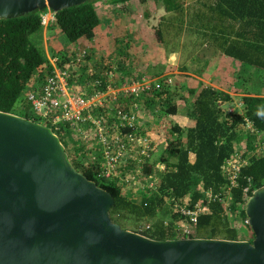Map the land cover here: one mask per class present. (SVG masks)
<instances>
[{"label":"trees","instance_id":"trees-1","mask_svg":"<svg viewBox=\"0 0 264 264\" xmlns=\"http://www.w3.org/2000/svg\"><path fill=\"white\" fill-rule=\"evenodd\" d=\"M130 1H137L143 6L150 1L156 8L171 14L172 21L164 19L154 28L157 50L154 49L151 55L165 60L162 54L157 53V46L167 50L175 48L177 32H181L184 25H192L191 17L187 19L183 15L181 0L110 2L118 5ZM94 4L89 0L54 13V25L69 44H76L79 40L92 41L99 35L100 20ZM46 11L35 10L18 18L0 20V112L35 123H39V120L28 107L16 114L15 105L34 76L43 78L53 70L48 58L29 39L42 30L40 20ZM211 13L214 25L209 30V39L221 38L220 35L217 39L214 37L219 33L216 30L218 22L228 20L230 24H238L233 40L226 38L215 46L224 56L260 71V78L264 82V0H214ZM144 17L148 18L149 14L145 12ZM121 46L116 42L113 50L118 56L115 63L119 73L157 79V72L147 76L144 69H139L140 58L136 57L132 63L120 49ZM55 57L62 69L71 72L72 82L76 80L80 84L98 78L114 64L110 51L95 62V72L89 71V56H86L87 63L84 65L71 59L70 62L61 52ZM171 69L168 67L165 71ZM184 78L187 82L177 80L170 84L166 82L167 77L157 79L159 88L153 87L140 99L142 111L148 119L145 128L139 129L149 131L155 138V144L150 157L144 164L141 163L142 174L138 177L140 184L137 187L126 185L118 178L101 176L102 162L99 156L96 161L80 163L76 158L83 159L85 152L80 147L76 148L77 142L71 132L66 129L59 135L55 134L64 145L74 169L113 197L114 206L109 210V215L121 229L156 241L181 239L174 231V222L180 220L181 216L171 213L167 202L172 199L186 200L189 209L197 204L205 209L198 216L195 238L252 241L253 234L246 224L244 213V189H248L246 196L250 197L254 190L264 186V97L243 89L242 93L237 92L241 95L237 99L239 107L228 111V104L232 103L228 93L205 86L193 77ZM235 79L237 82L239 77ZM238 85L240 90L241 82ZM94 90H104V87L90 89L86 95H91ZM173 117H178L177 123L172 122ZM247 124L251 128L245 130ZM129 131L124 129L123 133ZM70 141L71 149H68ZM237 148H241L245 162L238 172L236 186L227 192L229 184L222 167L233 157ZM74 149L75 152H72ZM190 154L195 157L193 162L189 161ZM157 165L164 166V170L157 171ZM135 167L134 162H128L125 171L130 173ZM152 175L156 178L155 189L148 188L146 184V179ZM147 223H152L149 231L138 230ZM240 229H248L249 236L240 238Z\"/></svg>","mask_w":264,"mask_h":264},{"label":"water","instance_id":"water-1","mask_svg":"<svg viewBox=\"0 0 264 264\" xmlns=\"http://www.w3.org/2000/svg\"><path fill=\"white\" fill-rule=\"evenodd\" d=\"M87 1L0 0V20ZM113 206L49 128L0 112V264H264V186L245 202L252 241L152 240L112 222Z\"/></svg>","mask_w":264,"mask_h":264},{"label":"built area","instance_id":"built-area-1","mask_svg":"<svg viewBox=\"0 0 264 264\" xmlns=\"http://www.w3.org/2000/svg\"><path fill=\"white\" fill-rule=\"evenodd\" d=\"M54 13L47 10L41 16V29H47L54 24ZM87 52L78 48L74 54V62L85 64ZM53 70L43 78L34 76L24 90L25 102L31 114L39 120V124L49 128L59 135L66 129L71 132L80 147L85 152L83 159L76 158L80 163L93 162L100 157L104 178H118L126 185L137 187L141 177V163L150 157L155 144V138L149 131H142L147 121L146 113L142 111L140 101L142 96L151 92L153 87L159 88L157 79L136 77L119 73L116 65L104 71L98 78L88 82H72V74L58 65V58H49ZM73 71V70H72ZM167 79V84L171 83ZM103 86L104 90L90 89ZM86 95V96H85ZM251 128L250 124L244 129ZM124 129L129 132L123 133ZM55 134V135H56ZM66 137V136H65ZM68 140V138H66ZM71 149V141L68 145ZM75 152V149L72 151ZM128 162L136 164L132 172L125 171ZM245 162L241 155V148L222 167L228 179L227 192L236 186V179L240 167ZM157 171H163L164 166L157 165ZM155 176L146 179L148 188L155 189ZM248 189H244L245 201ZM171 213L181 216L174 222V231L179 238H195L198 216L205 212L200 205L188 208L186 200L167 202ZM167 224V222H165ZM152 223L143 225L142 231H149ZM181 238V239H182Z\"/></svg>","mask_w":264,"mask_h":264},{"label":"crops","instance_id":"crops-1","mask_svg":"<svg viewBox=\"0 0 264 264\" xmlns=\"http://www.w3.org/2000/svg\"><path fill=\"white\" fill-rule=\"evenodd\" d=\"M110 1L111 0H99L97 5H95L100 20V26L99 35L94 40H79L76 44H69L60 50L55 47L59 40H52L55 42L52 49H56H53V56L55 53H58L59 55V52H61V54H65L69 60H73L74 54L78 48L81 50L85 49L87 56H91L88 63L91 66L89 71L92 72L96 71L93 67L95 62H99L101 55L106 54L108 51L112 53L114 63L118 60L114 58L116 57V54L113 52L114 44L116 42L122 44L120 49L132 63H134L133 61L136 57H151L152 51L148 49L145 53L144 50L146 45L149 46L148 43L150 41L147 40V35L141 32L144 25L141 24L139 19H141L145 12H147L149 17H144L145 23L149 22L152 26H158V24L163 22L164 19L172 21L171 14L165 13L161 8H156L150 1L145 4L146 6L140 5L137 1H130L118 5H113ZM181 4L184 11L183 15L186 16L187 19H190L189 17H191L192 25H184L181 32H177L175 48L170 47L167 50L158 47L157 53L159 55L162 54L165 57L166 63L172 68L174 71L173 73L183 76L181 77L183 82H187V80L185 81L184 76L193 77L196 80L201 81L205 86L228 93L232 98V103L228 105H232L233 102L236 105V102L238 101L237 99L241 96L237 93L238 91L241 93L243 89L252 91L248 86L250 79L259 78L263 83V80L260 78V71L249 69L237 60L224 56L219 51V48L215 46L218 41L222 42L226 38L233 40V35L238 30V24H230L228 20H225L223 23L218 22L216 30H218L219 33L214 37L217 39L220 35L221 38L218 40H211L208 35H211L209 30L212 29L214 25V16L211 13L212 7L214 6V0H181ZM154 10L158 13L156 14L158 16L157 20H153L154 17H157L155 16ZM137 22H140V26ZM206 23L209 29L206 27ZM176 26L179 27L178 24ZM51 28L52 30L59 32L54 24H50L47 29L41 30L42 44L45 52V37ZM170 39H172V37ZM168 66L166 68H168ZM92 67L94 70L91 69ZM134 69L133 66V70ZM217 77H221V88L215 87L216 83H219L217 82L219 81V78ZM235 77H239L237 82ZM232 82L234 86L233 91L224 90L222 88L223 85L226 88H229ZM240 82L241 87L240 90H238V84ZM259 90L264 91L261 87ZM259 90L256 93L254 92L255 90H253V93L264 97V94H259ZM194 159V155L190 154L189 161L193 162Z\"/></svg>","mask_w":264,"mask_h":264},{"label":"rangeland","instance_id":"rangeland-1","mask_svg":"<svg viewBox=\"0 0 264 264\" xmlns=\"http://www.w3.org/2000/svg\"><path fill=\"white\" fill-rule=\"evenodd\" d=\"M94 1V6L97 5V2L99 0H92V2ZM144 13V12H143ZM154 13H155V16H157L156 14H158L156 12V10H154ZM158 19V16L157 17H154L153 20H157ZM141 21V24L144 25V28L141 29V32L142 33H145L147 35V40H149L150 42L148 43V45H146L144 47V50H145V53L146 51L149 49L151 51H153L155 49V40H154V32H153V29L156 27V26H152L148 23H145V18L144 16L139 19ZM140 22H137V24L139 25ZM155 23V22H153ZM155 25V24H154ZM140 26V25H139ZM30 42L35 46L37 47L48 59L49 58H52V57H55V55L57 56L58 53H55L54 56H53V49L56 50L55 48L52 49V46L55 44L54 41L52 40H59L58 44L55 46L56 48H58L59 50L62 49V48H65L66 46L69 45L68 41L66 40V38L60 33V32H57L55 30H49L46 37H45V40H46V52L44 51L43 49V44H42V34H41V31L39 33H36L34 35H31L30 36ZM153 42H154V45H153ZM157 47H160V46H157ZM157 50V49H155ZM60 54V52H59ZM90 55V54H89ZM91 57V56H90ZM152 57V58H151ZM151 57H146V58H140V62H139V69H144V72L145 74H147V76H149L151 73L152 74H155L156 72V76H157V79H160V78H170L173 83L174 81H177V80H181L182 81V76L178 75L177 73H173L174 71L171 69L169 71H165V68L168 66L167 63H166V60H162V59H157V57H154V54L153 56L151 55ZM116 60H117V57H114ZM151 58V59H149ZM115 60V61H116ZM118 62V61H117ZM116 65V63L114 64ZM169 67V66H168ZM168 74V75H167ZM219 78V83H216V88H221V84L222 83V80H221V77H217ZM228 80V78H227ZM225 82H226V78H225ZM224 82V84H225ZM249 88L253 91L255 90L254 92L256 93L260 87L262 89H264V82L262 83L260 81L259 78H252L250 79V82H249ZM224 90H229V91H233L234 89V86H233V82L232 84L230 85L229 88H226L224 85L222 87ZM259 94H264V91H260L259 90ZM239 105L238 102H236V105L233 104L232 105H229L228 106V111H234L235 108L239 107L237 106ZM27 107V104L25 102V95L24 93L22 94V96L19 98V100L17 101L16 105H15V112L16 114H19V110L21 111L22 110H25ZM237 111V109H236ZM177 118L178 117H173V121L174 123H177ZM65 143V142H64ZM69 149V148H68ZM66 151H67V148H66ZM68 152V151H67ZM233 225V224H232ZM139 231H142V226L139 227L138 229ZM238 236L240 238H246L247 236H249V230L248 229H240L238 230Z\"/></svg>","mask_w":264,"mask_h":264},{"label":"bare ground","instance_id":"bare-ground-1","mask_svg":"<svg viewBox=\"0 0 264 264\" xmlns=\"http://www.w3.org/2000/svg\"><path fill=\"white\" fill-rule=\"evenodd\" d=\"M39 124V123H38ZM41 125V124H40Z\"/></svg>","mask_w":264,"mask_h":264}]
</instances>
